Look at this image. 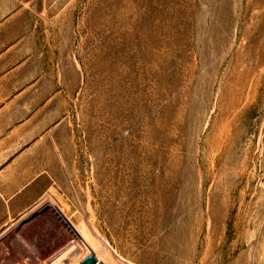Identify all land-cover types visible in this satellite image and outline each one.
I'll return each mask as SVG.
<instances>
[{
  "label": "rangeland",
  "instance_id": "obj_1",
  "mask_svg": "<svg viewBox=\"0 0 264 264\" xmlns=\"http://www.w3.org/2000/svg\"><path fill=\"white\" fill-rule=\"evenodd\" d=\"M0 249L264 264V0H0Z\"/></svg>",
  "mask_w": 264,
  "mask_h": 264
},
{
  "label": "bare ground",
  "instance_id": "obj_2",
  "mask_svg": "<svg viewBox=\"0 0 264 264\" xmlns=\"http://www.w3.org/2000/svg\"><path fill=\"white\" fill-rule=\"evenodd\" d=\"M8 172V171H7ZM2 173V172H1ZM3 178V177H2ZM9 182V181H8ZM4 183V182H3ZM4 190V189H3ZM27 210V209H26ZM37 210V209H36ZM39 211V210H38ZM24 212V211H23ZM27 212V211H26ZM28 212H30V211H28ZM35 212V211H34ZM33 212V213H34ZM36 213V212H35ZM32 214V213H31ZM25 215V214H24ZM29 215H30V213H29ZM32 215H34V214H32ZM40 215V214H39ZM38 215V216H39ZM23 217V216H22ZM24 217H26V216H24ZM37 217V216H36ZM24 219V218H23ZM26 219V218H25ZM29 219V218H28ZM18 221H20L19 219H17ZM17 220H16V223H17ZM22 222V221H21ZM31 222V221H30ZM19 223V222H18ZM20 224V223H19ZM24 224H26V223H24ZM15 225V224H14ZM17 225V224H16ZM7 226V228H8V226L9 225H6ZM24 226V225H23ZM34 226V225H33ZM36 226V225H35ZM66 226L69 228V226H70V224L69 223H66ZM10 228H11V226H9ZM31 227H32V225H31ZM15 228V227H14ZM30 228V227H29ZM38 228V227H37ZM9 229V228H8ZM28 230V229H27ZM26 230V231H27ZM2 231V230H1ZM6 231H8V230H6ZM12 231V230H11ZM11 231H9V232H11ZM24 231V230H23ZM36 231V230H35ZM4 232V231H3ZM29 232H30V230H29ZM33 232V231H32ZM22 233V232H21ZM5 234H6V232H5ZM11 234V233H10ZM19 234V233H18ZM33 234V233H32ZM2 235V234H1ZM26 236H27V234H26ZM32 236V235H31ZM20 237H23V238H21V239H24V236L22 235H20ZM44 237V236H43ZM47 237V236H46ZM54 237V236H53ZM3 238V237H2ZM27 238V237H26ZM29 238V237H28ZM38 238V237H37ZM48 238V237H47ZM47 238L45 239V240H47ZM55 238V237H54ZM7 239V238H6ZM9 239V238H8ZM40 239V238H39ZM1 240H3V239H1ZM12 241V240H11ZM17 241V240H16ZM22 241V240H21ZM13 242V241H12ZM23 242H25V241H23ZM31 242V241H30ZM39 242V241H38ZM50 242V241H49ZM7 243V242H6ZM41 243V242H40ZM45 243V242H44ZM44 243H42L43 245H45ZM48 243V242H47ZM70 243V242H69ZM21 244V243H20ZM23 244V243H22ZM49 244V243H48ZM39 245V244H38ZM61 245V244H60ZM52 246V245H51ZM26 247V246H25ZM40 247V246H39ZM48 247V246H47ZM5 248V247H4ZM46 247H44L43 249H45ZM47 249V248H46ZM45 249V250H46ZM49 249V248H48ZM1 250V249H0ZM41 252H42V249H41ZM4 253H5V251H4ZM7 253V252H6ZM22 253V252H21ZM26 253V252H25ZM2 255H4V254H2ZM30 256V255H29ZM39 258H40V253H39ZM1 260V259H0ZM27 260V259H26ZM32 260H33V258H32ZM32 260H30V262L32 261ZM2 261V260H1ZM0 261V262H1ZM28 261V260H27ZM12 262H14V261H12ZM38 262V261H37ZM28 263H29V261H28ZM33 263V262H32ZM31 263V264H32ZM30 264V263H29Z\"/></svg>",
  "mask_w": 264,
  "mask_h": 264
},
{
  "label": "water",
  "instance_id": "obj_3",
  "mask_svg": "<svg viewBox=\"0 0 264 264\" xmlns=\"http://www.w3.org/2000/svg\"><path fill=\"white\" fill-rule=\"evenodd\" d=\"M97 258L94 254L88 256L83 262L82 264H97Z\"/></svg>",
  "mask_w": 264,
  "mask_h": 264
}]
</instances>
